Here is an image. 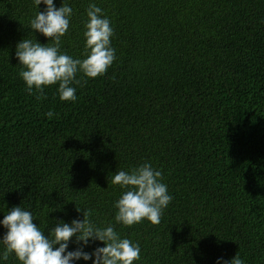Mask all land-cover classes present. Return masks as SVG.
I'll list each match as a JSON object with an SVG mask.
<instances>
[{"label":"trees","instance_id":"16d2710c","mask_svg":"<svg viewBox=\"0 0 264 264\" xmlns=\"http://www.w3.org/2000/svg\"><path fill=\"white\" fill-rule=\"evenodd\" d=\"M63 2L72 14L60 51L84 58L95 3L114 30L116 59L103 76L77 74L74 102L61 101L58 84L37 99L15 53L24 38L51 43L30 28L47 6L0 0V239L13 207L30 211L46 235L60 221L83 220L78 207L138 243L135 264H224L237 253L244 264H264V0L55 7ZM144 163L162 173L172 200L159 224L125 226L114 207L124 190L109 178ZM104 246L73 237L68 251ZM0 264L20 262L0 255Z\"/></svg>","mask_w":264,"mask_h":264},{"label":"clouds","instance_id":"9594fccd","mask_svg":"<svg viewBox=\"0 0 264 264\" xmlns=\"http://www.w3.org/2000/svg\"><path fill=\"white\" fill-rule=\"evenodd\" d=\"M36 6L46 5L45 11H38L30 21V28L49 39L47 45L28 38L22 39L16 46V58L19 61L20 77L27 85V92L35 94L37 99L43 97L44 88L58 84L61 101H75L76 89L73 84H81L77 74L95 79L103 76L111 67L115 49L111 46L114 30L110 20L103 15L102 9L95 3L88 6L87 21L84 25L86 46L83 59H73L60 51L61 38L70 26L72 8L63 2L57 9L54 0H34ZM35 89V92L33 91ZM46 98V97H44ZM46 115L51 119L53 111ZM109 183L121 187V198L115 203L118 209L115 216L117 223L125 226L148 220L159 224L163 210L169 205L172 197L167 186L162 183V173L144 163L130 171L118 170L109 178ZM83 212V220H73L71 225L60 221L46 235L34 223L32 213L21 206L13 207L4 216L2 225L7 229L0 239L3 245L2 259L7 261L15 254L20 264H73L83 259L94 264H135L140 260L141 249L127 238H121L112 226L100 228L91 220V211L77 207ZM76 238V243L87 246L90 240L101 241L104 247L97 248L89 254L78 247L68 251L69 242ZM224 264H244L237 253L230 262Z\"/></svg>","mask_w":264,"mask_h":264}]
</instances>
